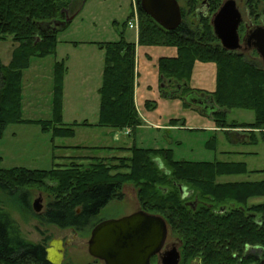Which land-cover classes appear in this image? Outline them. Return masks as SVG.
<instances>
[{
  "label": "trees",
  "instance_id": "1",
  "mask_svg": "<svg viewBox=\"0 0 264 264\" xmlns=\"http://www.w3.org/2000/svg\"><path fill=\"white\" fill-rule=\"evenodd\" d=\"M86 0H0V41L8 38L17 44L8 65L0 61V135L8 123H24L20 114L21 73L32 58H44L55 52L57 35L64 28H49V24L62 22L66 16L80 13ZM178 3L180 0H177ZM181 23L174 31H166L140 8L137 44L176 49L174 58L158 60L159 90L166 95L183 85L174 99L183 100L192 91L189 86L194 64L213 63L216 66V87L210 97L214 109L209 116L217 128L231 132H245L244 145L264 143V68L262 64L245 58L239 52L224 50L214 36L210 18L223 0H206V13L198 12L199 0H182ZM249 15L264 19V0H245ZM74 17V18H75ZM260 23V22H259ZM264 24V20H261ZM104 52L102 82L99 88L98 122L95 126L112 130H134L142 125L134 104L135 47L123 35L117 42L98 43ZM255 52V51H254ZM255 54H257L255 52ZM65 68L54 66V121L41 122L43 130H52L54 138H68L74 126L65 127L59 113L62 97V80ZM164 98V97H163ZM185 107L189 105L182 103ZM152 109L154 102H146ZM232 109L253 112L251 123L227 122ZM177 122L175 120L172 121ZM40 123V122H39ZM87 125V124H84ZM89 125V124H88ZM73 126V127H72ZM90 151L117 150L128 156L108 159L91 158L87 166L76 161L70 165H56L50 170L26 168L2 169L0 191L21 197L29 196L32 188L44 189L50 200L44 210L36 214L26 204L23 213L32 214L42 224L59 229L86 230L96 224L102 208L113 200H122L123 187L131 184L136 189L140 209L164 219L166 225L182 241V254L203 258L208 236L218 235V217L201 208L191 211L184 205L181 192L191 190L199 199L205 195H238L240 203L249 198L264 196V180L231 185L216 182L222 176H239L264 173L248 171L245 163L176 161L172 150L165 148L130 147H73ZM248 154V153H241ZM230 196V199L232 198ZM264 214V202L251 208ZM241 223L244 222L241 213ZM241 239L248 233L241 231ZM48 240V239H47ZM47 240L32 243L24 238L11 213L4 210L0 201V264H49L45 249ZM248 240V239H247ZM253 243L264 244V231H255Z\"/></svg>",
  "mask_w": 264,
  "mask_h": 264
},
{
  "label": "rangeland",
  "instance_id": "2",
  "mask_svg": "<svg viewBox=\"0 0 264 264\" xmlns=\"http://www.w3.org/2000/svg\"><path fill=\"white\" fill-rule=\"evenodd\" d=\"M235 1L242 14V23L238 33L241 44H243L242 39L246 36L248 28L264 26L261 23L264 19L256 20L251 17L245 0ZM205 3L206 0H199L198 12L206 13ZM179 5H184L182 0L179 1ZM136 12L139 20L135 0H86L80 13L57 35L58 42L54 54L31 59L28 68L21 73L20 114L22 120L32 122L8 123L3 128L0 135V167L2 169L26 168L47 171L55 168V164L59 162L56 157L64 154L55 146L62 144L86 146L87 148L130 144L138 148L171 149L172 158L176 161L243 162L248 171L264 170V143L257 146L236 144L235 140L241 139L236 133L245 135L242 129H235L236 132L230 130L224 132L225 130L217 128L216 125L215 127L220 131L200 129L204 126L203 124L208 123V120L187 110L183 104L176 107L174 114L182 117L179 124H185L184 127L157 130L145 124L134 130L129 128L115 130L119 134L116 143L111 141L113 138L111 135H105L101 127L95 126L99 118L98 91L104 67V52L97 44L117 42L121 35L126 41H134L138 31L130 29L128 25L134 24L133 13ZM16 46L17 44L13 43L10 38L0 41V61L3 65H8ZM243 55L257 65L262 64L253 49L246 50ZM56 63H61L65 68L59 109L61 123L65 127L78 124L74 129L75 134L72 138H65L66 140L54 138L52 130H43L41 125L43 121H54L55 119L53 100ZM253 119V112L242 109H232L227 115V122L251 123ZM126 132H130L131 135L128 136ZM239 151L248 154H238ZM66 154L75 157L95 155L100 159H108L111 155H117V157L129 155L128 153L97 154L95 151L74 150ZM76 162L87 166L93 160ZM63 164L68 166L71 163L64 162ZM261 180H264V173L217 178V182L222 183ZM37 199H40V204L45 208L50 197L46 190L38 188H32L29 196L21 197L0 191V201L4 210L11 213L26 240L39 243L48 239V246L52 239H66L70 245L66 248L63 264L92 262L87 252V242L93 228L89 226L80 232L71 229L62 230L53 225L42 224L33 218L32 214L20 211L25 210L27 202L32 208ZM263 201L264 196L254 198L250 203L258 204ZM138 208L140 205L137 201L136 189L133 185L126 184L122 200L109 202L98 214L96 222L97 220L120 219L133 214Z\"/></svg>",
  "mask_w": 264,
  "mask_h": 264
},
{
  "label": "water",
  "instance_id": "3",
  "mask_svg": "<svg viewBox=\"0 0 264 264\" xmlns=\"http://www.w3.org/2000/svg\"><path fill=\"white\" fill-rule=\"evenodd\" d=\"M141 10L155 23L166 31L176 30L181 23V10L177 0H140ZM76 14L66 16L62 22H55L48 27L64 28ZM242 23V14L235 0H223L219 9L212 15L210 24L214 36L221 47L229 52H236L241 48L238 33ZM242 42L251 43L264 68V26H253L246 33ZM183 85H176L175 89L163 95L165 99H174L180 94ZM192 95H186L184 101ZM201 110L209 115L214 109ZM192 104L190 101H186ZM194 104V103H193ZM40 199L32 205L33 212L39 214L43 210ZM167 234V225L158 215L137 211L120 219L106 220L97 224L91 231L87 242L88 254L105 264H149L152 256L162 248ZM46 261L49 264H62L64 257V243L61 239H52L45 249ZM178 253L172 251L165 264H177Z\"/></svg>",
  "mask_w": 264,
  "mask_h": 264
},
{
  "label": "flooded vegetation",
  "instance_id": "4",
  "mask_svg": "<svg viewBox=\"0 0 264 264\" xmlns=\"http://www.w3.org/2000/svg\"><path fill=\"white\" fill-rule=\"evenodd\" d=\"M251 28L252 27H249L248 30ZM242 43L243 44H241V48L238 50L239 53L243 54L246 50L253 49L250 42ZM253 51L255 50L253 49ZM186 101L201 104V100L194 97H189L186 99ZM207 109H209L207 108V106L201 108V110L205 111H207ZM242 182L250 181H231L218 183L231 185ZM181 195L182 199L184 200V205L191 211H196L198 208H201L206 213L211 212L212 214L216 215L219 218L218 221L221 220V222H219L218 235L215 236L211 234L210 236H208L205 242V251L203 252V258L200 259L197 256L192 257L191 253L183 255L182 241L167 226V234L164 244L160 251L150 258L149 264L167 263V258L170 256V253H172V251H176L178 253L179 257L176 259L177 264H264V244H256L252 242L255 237V231H264V214H258L251 209L257 204L250 203L254 198H249L241 204L240 200L237 198L238 195L236 194L233 196L224 194H220L217 196L205 195L202 196L201 199H199L197 195H195V193H193L191 190L183 189ZM230 196L232 197L231 199ZM140 210L141 209L138 208L135 212ZM241 213L243 214L244 218L243 223H241ZM100 222L102 221L97 220L93 228ZM242 230L248 233V238L245 237L244 240L241 239ZM61 240L64 243L65 257L66 248L68 247V245H70V243L66 239ZM91 258L92 262H90L89 264H105L102 260L93 257Z\"/></svg>",
  "mask_w": 264,
  "mask_h": 264
},
{
  "label": "crops",
  "instance_id": "5",
  "mask_svg": "<svg viewBox=\"0 0 264 264\" xmlns=\"http://www.w3.org/2000/svg\"><path fill=\"white\" fill-rule=\"evenodd\" d=\"M137 35L136 32V38L134 41H127L130 43H134L136 45L135 47V77H134V104L136 107V110L138 112V115L143 121V124L141 126H138V128L143 127L145 124L151 125L154 129L160 130V129H170L174 127H184L185 124H179L181 123L180 119H182L181 116H177L175 113L176 107L182 103H186L184 100L179 99H165L160 94V84H159V73H158V60L160 58H174L177 55L176 49L172 47H160V46H139L137 45ZM58 39V36H57ZM58 42V40H57ZM190 89H192L190 95L191 97L198 98L201 100L200 103H186L189 105V108L187 110L191 111L192 113H196L203 118H206L208 120V123L203 124L200 129H208V130H214L220 131L215 127L214 122L212 121L211 117L207 114H203L201 112V108L207 106V108H211V101L209 99L210 94L214 92L216 87V66L213 63H200L196 62L194 64L192 74L190 77L189 82ZM154 102L155 107L152 109H148L145 107L146 102ZM99 110V109H98ZM194 118V117H193ZM193 118L191 120H193ZM175 120L177 122L172 121ZM184 123H186V120H184ZM180 125V126H177ZM80 127V126H79ZM76 126L74 127V129ZM104 130L105 135H111L113 138L111 139L112 142H118V132L115 130H112L110 128H104L101 127ZM137 129V127H136ZM106 131L108 133H106ZM75 132V131H74ZM75 134V133H74ZM241 138L240 140H235V143L238 145H244V142L246 141V137L244 133H236ZM131 135L129 132L128 136ZM69 138V137H68ZM72 138V137H71ZM58 139V138H57ZM61 140H66L65 138H59ZM117 145L113 144L110 146H104V147H130V144L127 145ZM73 147H86V146H79V145H68V144H62L55 146L56 149L61 150L64 152L63 155L57 156L56 158L59 160L55 165H65L64 162H71V161H83V160H89L91 158H96L97 156H69L66 153L69 151H83V152H92L90 150H84V149H74ZM87 148V147H86ZM158 149V148H153ZM57 151V150H56ZM115 154V153H121L117 150H110V151H99L97 154ZM238 154H241L242 152H237ZM117 156V155H111Z\"/></svg>",
  "mask_w": 264,
  "mask_h": 264
},
{
  "label": "built area",
  "instance_id": "6",
  "mask_svg": "<svg viewBox=\"0 0 264 264\" xmlns=\"http://www.w3.org/2000/svg\"><path fill=\"white\" fill-rule=\"evenodd\" d=\"M133 22L134 24H129L128 27L130 29H135L136 31H138V24H139V20H138V14L137 12L136 13H133ZM126 134H129V132H126Z\"/></svg>",
  "mask_w": 264,
  "mask_h": 264
}]
</instances>
